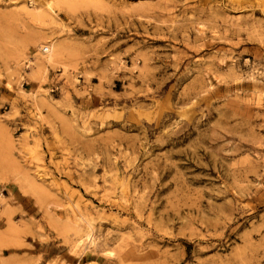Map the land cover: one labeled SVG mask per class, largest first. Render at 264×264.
I'll return each mask as SVG.
<instances>
[{
  "label": "rangeland",
  "instance_id": "1",
  "mask_svg": "<svg viewBox=\"0 0 264 264\" xmlns=\"http://www.w3.org/2000/svg\"><path fill=\"white\" fill-rule=\"evenodd\" d=\"M0 264H264V0H0Z\"/></svg>",
  "mask_w": 264,
  "mask_h": 264
},
{
  "label": "bare ground",
  "instance_id": "2",
  "mask_svg": "<svg viewBox=\"0 0 264 264\" xmlns=\"http://www.w3.org/2000/svg\"><path fill=\"white\" fill-rule=\"evenodd\" d=\"M46 47H47V49H49V52H48V55H47V60H48V62H51L52 60H54L53 50H55L57 48V45H56V43H52V44H50V46L47 45ZM87 237L88 238H91L92 237V234L89 233L87 235Z\"/></svg>",
  "mask_w": 264,
  "mask_h": 264
}]
</instances>
